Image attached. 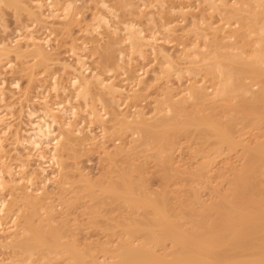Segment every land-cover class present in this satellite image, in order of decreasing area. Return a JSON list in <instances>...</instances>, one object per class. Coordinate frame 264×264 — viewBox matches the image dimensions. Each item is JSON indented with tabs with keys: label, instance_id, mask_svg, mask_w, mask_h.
I'll return each instance as SVG.
<instances>
[{
	"label": "bare ground",
	"instance_id": "obj_1",
	"mask_svg": "<svg viewBox=\"0 0 264 264\" xmlns=\"http://www.w3.org/2000/svg\"><path fill=\"white\" fill-rule=\"evenodd\" d=\"M139 1L113 0L114 3H111L110 0H99L102 11L98 8L96 12L95 9L94 31L99 33L102 27L112 29V35L108 37L110 40L103 43L93 36V39L84 38L78 43L79 38H73L69 47V52L74 56L72 60H65L59 53L50 50L53 47H49V35L41 34L43 37H39L34 33L28 38L25 36L27 40L24 39L25 44H22L19 41L23 35L20 30L16 44L0 42V65H4L5 70L12 68L11 58H17L20 61L17 70L28 78L31 86L42 75L41 68L45 72L55 64L61 65L62 70L70 73L69 86L73 89L72 96L65 95L63 101L56 99L55 102L49 99L48 90H38L39 93L43 92V95H36L34 102L37 101L41 107L36 109L29 105L31 108L27 107L28 109L23 111V114L26 113L23 117H28V124H20L22 126L23 123L26 128L28 126L23 129L9 121V117L13 118L14 114L12 116L3 112L4 105L5 109L9 110L13 109V104H6V81L0 78V248L31 252L37 245L35 249H45L50 246L49 235H54L55 250L62 251L66 248L75 253L79 252V244L72 247L61 242V231H44L42 225L36 226L30 213L24 214L25 227L20 228L23 222L19 224L18 218L19 215L23 216L25 207H41V212L47 210L49 221H56L55 213L59 211L57 205L53 206L55 203L50 204L51 196L46 188L49 183L56 184L59 181L67 166L66 154L73 153L77 158V146H88V143L106 138V130L103 127L110 107L116 121L115 126H119L115 131L119 134L131 131L133 135L128 148L121 146L114 155H110L113 160H119L121 157L130 159L131 156L151 148L153 155L155 153L163 164L170 165L171 158L165 156V151L174 144V137L180 131H189L192 128L198 133L209 131L218 137L219 143L228 144L231 148L241 147L243 150L240 166H231V169L218 175V179L225 178L227 183L223 187L214 188L216 197L207 202L200 193L194 191L193 203L201 206L200 212L192 211L193 203L188 205V200H181V204L189 209L185 214V221L178 218L172 209V201L175 198L173 194H167V191L161 198L148 195L133 176L130 175L129 178L128 171H121L116 182L112 181L111 186L104 187L103 191L117 194L130 206L152 209L155 217L147 218L146 224H143L149 226L148 228H143L139 222L127 226L134 234L148 230V238L152 244L160 245L164 241H170L172 244L171 251L158 257L150 243L140 245L135 241H125L121 247L122 264L129 260L134 264H264V135L263 139L255 144L235 136L238 117H246L251 125H256L258 121L264 123V86L254 90V86L264 80V0H196L209 3L211 12L220 14L224 23L213 26L214 23L208 22L205 15L193 16L189 27H193L196 35L206 40L205 46L201 44L204 48L200 50L201 45L195 44L193 48L183 50L176 56L170 53L171 50L166 44H175L179 20H164V35H161L151 14L146 18L151 25L148 33L141 23L131 21L124 24V33L120 34V29L114 27L105 15L106 12L114 13L118 4L135 15L142 14L143 8ZM160 1L163 2V14L180 13L184 17L182 21H186L195 9L188 2L191 0H180L168 8L165 6L167 0ZM1 2L11 3L18 11H26L37 23L57 19L58 23L67 27L82 21L75 2L66 0H34V6L27 5L22 0H0L1 20H4ZM30 28L28 27V31ZM208 29L212 31V39L205 33ZM226 29L231 33H227ZM66 30L69 31V28ZM82 31L90 32L89 24ZM254 36L256 38H253ZM249 45L252 48L250 53L247 52ZM86 51H90V55H86ZM96 54L99 57L93 60L92 57ZM149 56L161 61L160 71L155 74L154 80L159 83L165 79L162 84V99L156 100L154 115L148 116L143 110H138L129 116L122 110L129 99L137 98L139 91L145 89L142 84L145 83L149 65H143L141 61H147ZM198 59L202 60L201 64ZM184 60L190 63L185 70L179 67V63ZM136 61L140 64L134 66ZM201 69L205 72L202 80H206L208 76L216 80L213 91L194 81L191 86L182 87L177 93L178 86L173 82V75L176 74L177 79L181 81L183 74L197 77ZM113 72L118 76L124 75L119 83L116 81L117 76L104 77V74L112 75ZM51 79L52 89L56 90V73ZM249 79L253 81L252 84L248 83ZM20 81H12V86L17 88V92L22 88ZM67 88L69 89L68 84L63 86L64 93L69 92ZM93 97L98 102L95 106ZM231 99H237L238 102H231ZM82 101L85 104L82 107L87 109L85 113L88 112L87 116H90L87 117L90 123L93 125L91 120L94 119L101 122L99 127L102 138L99 139L97 133H93L91 124H88V130L83 129L80 121H86L85 117L79 120L80 123L76 121L81 111L78 102ZM222 111L228 114L225 123L220 118ZM19 146H22V151ZM12 151L16 153L15 157L12 156ZM33 159L36 160L37 166L31 169ZM14 161L19 162L18 170H15L17 164L14 165ZM208 167L210 168V165L205 163V171H196V175L202 176L206 181L211 180L214 173L207 171ZM128 168L130 169V166ZM80 174L88 186L86 188H94L91 178L81 171ZM166 178H170L169 173H166ZM42 215L45 218V214ZM51 225L53 226V223ZM21 254L17 256L20 257ZM31 257L35 258L34 255ZM21 261L24 262L19 260L21 264ZM30 261L32 262L31 259ZM0 263L2 264L1 261Z\"/></svg>",
	"mask_w": 264,
	"mask_h": 264
},
{
	"label": "rangeland",
	"instance_id": "obj_2",
	"mask_svg": "<svg viewBox=\"0 0 264 264\" xmlns=\"http://www.w3.org/2000/svg\"><path fill=\"white\" fill-rule=\"evenodd\" d=\"M22 1L27 3V5L34 6V0ZM66 1L75 2V6L78 7V11L81 13V23L75 22L68 25L67 27H65V25H63L62 23H58L57 19H48V21L46 20L45 22L37 23V21L33 17L27 15L26 11H18L17 8L11 3L1 2V6L3 7L2 11L4 14V20L0 19V42L4 43L3 41H6L10 45L16 44L15 40L18 39L20 30H22L21 32L23 35H20L21 38H19V41H21L20 43L22 44H25L23 42L25 36H27L28 38V36L32 34L34 35V33L35 35H39V37L41 36V34H43V36L49 35L51 37V46L49 47L53 48H48L51 51L53 50L52 52L59 53L60 57L63 59L72 60L74 56L69 52V47H71V44L73 43V38H79L78 43H80L84 38L93 39V36L98 37L103 43L107 42V40H110V38L108 37L112 35V29L102 27L99 30V33H101L102 35H99L98 32L94 31L95 29L93 24L95 22V9L96 12L98 11V8L102 11V7H100L101 5L98 4L99 0ZM110 1L111 3L115 2H113V0ZM136 1L138 2V0ZM179 1L180 0H167L165 6L168 8V6H172ZM188 2L195 9L192 12V15L190 14V16H188L186 21H182L184 17L180 13L163 14V2L160 0H140L139 3L142 4L143 8L142 14L138 13V15H135L128 11L123 5L118 4L116 5L117 10L114 13L106 12L105 15L110 19V22L114 27L117 26V28L120 29V34L124 33H122L124 24L131 21L141 23L148 33L151 25L148 24L146 18L151 14L153 15L155 23L158 26L157 31L161 35H164V30L162 28V23L164 22V20H168L170 18L179 20L180 25L177 27L176 33L178 37L177 40H175L176 45L173 42L166 44V47L171 50L170 53L176 56L183 50L193 48L195 44H202L205 46L204 41L206 40L199 35L197 36L196 33L192 30L193 27H189V25L191 24L190 19L193 18V16L205 15V17L208 19V22L214 23L213 26H219L224 23V20L222 19L223 17L220 16V14L217 15V13L211 12V5H209V3L204 1L198 2L196 0H191ZM87 24H89L90 27V32L88 33L86 31H82V29L85 28ZM27 25L29 28L31 26L32 29L30 28V30L28 31V27H26ZM67 28H69V31L66 30ZM243 30L245 32L246 28ZM226 31L227 33H231L229 32V29H226ZM205 33L209 35V39L213 38L212 31L210 29L206 30ZM16 35L17 37H15ZM158 37H160V35H158ZM162 38H164V36ZM253 38H256V36H254ZM11 40L14 43H12ZM10 41L12 44L10 43ZM202 45L199 48L200 50L204 48L202 47ZM251 45H253V43H251ZM251 45H249V48H247L248 53H250L252 49ZM90 49L94 51L92 47H90ZM85 54L90 55V51H86ZM208 56L211 55L208 54ZM98 57V54H96L92 58L93 60H95ZM11 59L13 62L12 68H7V70H5L6 67L3 68L4 65H0V78L6 81L4 86L5 92H7L5 96L6 104H13L11 106L13 109H9L10 111L5 109V103L2 104L4 105L3 112H6V114L9 113L12 116L14 114L13 118L9 117L10 115L8 116L10 118L9 121H11L13 124L19 126H21V122L28 124V117H23V115H26L25 112L23 114V111H26L31 107L39 109L41 105H39L37 101H34L37 97H39V95H43V90L45 89L48 90V96L52 102L54 100L60 101V99L61 101H63L65 95L68 94H71L72 96L73 89H70L71 87L69 86L70 73L62 70L61 65L55 64L49 70H45V72L43 71L44 69L41 68L40 71L43 72H41L42 75L39 76L33 84H31V87L28 82V78L21 75L22 73H19L17 70L20 61L15 57H12ZM199 59V64H201L202 60ZM153 60L154 56H149L147 61L140 60L143 65H149L147 67L148 73L145 78V83L142 84V87H145V89L141 90V92L139 91L137 98H134L132 100L129 99V102L125 103L124 108L122 106V111L127 113L129 116H132V114H134L138 110H143L148 116L154 115L156 112V100L162 99V89L164 87L162 84L165 83V79L160 80L159 83H156L154 80L155 74L160 71L161 61ZM89 63L92 64V62ZM180 63L179 67L183 68L184 70L187 68V66L190 65L187 60L181 61ZM137 64L140 63L138 61L134 62V66ZM93 65L95 66V61ZM199 71L197 72H199L200 75H198L197 77L183 74L181 81H179L176 74H174L173 82L178 86L177 93H179V90L182 87L187 88L188 86H191L194 81L198 82V84L209 87V91L212 92L215 87L216 80H214V78L211 76H208L206 80H202V78L205 77V72L202 69ZM54 73H56L58 82V87L56 90L52 89L53 80L51 79V77ZM111 74L112 75L104 74V77L116 78L117 76V83H119L124 77V75L118 76L116 72H113ZM20 75L22 76L21 78ZM16 79L21 80L20 82L22 88L19 89L18 92L17 88H14L12 86V83ZM247 81L250 84H252L253 82L251 79ZM67 84L69 87V89L67 88L69 92L64 93L63 86H67ZM256 85L257 86H254L255 89L254 87L253 89L259 90L261 85L264 86V80L260 84ZM25 88L27 91L24 90ZM38 90L43 92L39 93ZM20 93L21 95L23 94L24 97L21 96ZM10 95H12V98L10 97ZM95 99L96 98L93 97L94 106L98 104ZM231 100V102H238L237 99ZM108 103L111 102L108 101ZM90 104L92 105V99L90 101ZM29 105H31V107H29ZM78 105H80L81 111H79L80 116L76 119V121L79 122V120L84 119L85 117L86 121L81 120L80 122L82 126H84L83 129L85 128L86 130H88L91 123L89 118L87 117L90 116H87L88 112L85 113V110L87 109H85V107H82L85 105L83 101L78 102ZM98 108L100 107L98 106ZM131 110L134 111L132 112ZM12 111L13 113H11ZM108 111L110 113L108 114L109 116H106L107 118L104 121L105 127H103V129L105 128L106 130V138L95 143H88V146H77V158L73 153H70L69 155L66 154L65 159L67 166L58 179L59 181H57L56 184L54 182H51L53 184L49 183L50 185H48L46 188L47 193L51 196L50 204L53 205L55 203L53 206L57 205L56 207L59 211V213H55L56 221H49L50 219L47 216V210L44 209V211L41 212V207H39V209L38 207H25L23 216L21 217L19 215L18 218L19 224L20 222H23V225H20V228L25 227L24 214L28 215L30 213L33 216L34 224L36 226L42 225L45 228L44 231H50L51 229H57V232L59 233L61 231V242H64L72 247H74L75 244H79V252L75 253L74 251L68 250L66 248H64V250L62 251L55 250V248L53 247L55 244L54 235H49L48 243L50 244V246L45 249H35L37 246L36 245L33 250H37V252H23L21 250L12 251L13 249L0 248V254H3L0 255V261L2 262V264H21L19 263V260H23L25 264H27L28 262L30 264L32 262V264H122L121 256L123 252L121 247H123V242L125 241H135L136 244L140 245L150 243V246L155 251L156 255H158V257H162L165 252L172 250V244L170 243V241H164L160 245H154L148 238V230H144L143 232L134 234L127 227L128 225L136 224L137 222H139L141 223L143 228H148L149 226L143 224H146L147 218L155 217L152 209L130 206L126 204L117 194L103 191L104 187L111 186V182H116L118 176L121 175L123 171H128L129 178L130 175L133 176V178L138 181V184L144 187L148 195H156L161 198L163 195H165V193H167V191V194H173L175 198L172 201V209L174 210V213L178 218H180L182 221H185L187 220L185 214L187 213V210L189 211V209L181 204V200L186 199L188 200V205L192 204L194 199V191H196L197 193L201 194L205 201L210 202L213 197H216V193H213L214 188L217 186L223 187L227 183L225 178L218 179V175L231 169V166H240L241 164L240 156L243 153L241 147L231 148L228 144L219 143L220 141L218 137L213 133L205 130H203L202 133H198L193 128L189 131H180L176 135V137H174V144L165 151V156L171 158L170 163L167 162V164L169 163L170 165L163 164V162L155 156V153L153 155V151L151 148L146 149L141 154L131 156L130 159L121 157L119 160H113L110 155H114V153H116V151H118L119 147L121 146L128 148L133 135L131 131L121 134L115 131V129H118L119 126H115L116 121L110 107ZM2 114L6 115L5 113ZM84 114L86 116H84ZM8 117L6 118L8 119ZM220 118L225 123L228 120L227 112L222 111ZM13 119L14 121L16 120V123L13 121ZM91 121L93 122V125L91 124V129L94 131L93 133H97L96 135L99 139L102 138L100 131L101 129L99 127L101 126V122H99L97 119ZM77 122H75V124H78ZM236 122L238 123V128L236 129L235 136L238 139L252 144H255L257 141L263 139L264 123L258 121L256 125H251L250 120L246 117H238ZM23 123L21 127L25 129L26 127L25 125L23 127ZM98 132L100 133L98 134ZM19 150H23L22 146H19ZM11 154L14 157L16 155V153L13 151ZM33 160L30 164L31 169L37 166L36 160ZM14 162V165L17 164L15 165V170H18L20 167L19 162ZM130 163L131 165H129ZM205 163H208V165H210V168L208 167L206 170H211L214 173L213 178L209 181H206L202 176L196 175V171H199L201 169L205 171ZM128 165L130 166V169L128 168ZM80 171L91 178L94 188H86L88 186L83 181ZM166 173H169L170 178H166ZM112 178L113 180H111ZM191 208L192 211L198 213L200 212L201 206L193 203ZM42 214H45L44 216L46 220H44L45 218ZM51 223H53V226L51 225ZM19 253H22L20 257L17 256V254ZM28 253L29 255L31 254V256L34 255L35 258L29 255L27 256ZM43 256H46L45 259ZM30 259L32 260V262L30 261ZM24 262H22V264H24ZM125 264L134 263L129 260Z\"/></svg>",
	"mask_w": 264,
	"mask_h": 264
}]
</instances>
